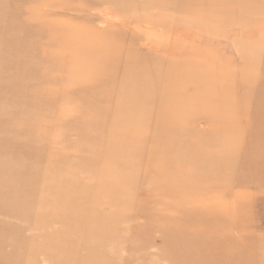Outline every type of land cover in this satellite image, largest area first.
Here are the masks:
<instances>
[{
  "label": "rangeland",
  "instance_id": "1",
  "mask_svg": "<svg viewBox=\"0 0 264 264\" xmlns=\"http://www.w3.org/2000/svg\"><path fill=\"white\" fill-rule=\"evenodd\" d=\"M161 1L0 0V264H264V0Z\"/></svg>",
  "mask_w": 264,
  "mask_h": 264
},
{
  "label": "bare ground",
  "instance_id": "2",
  "mask_svg": "<svg viewBox=\"0 0 264 264\" xmlns=\"http://www.w3.org/2000/svg\"><path fill=\"white\" fill-rule=\"evenodd\" d=\"M93 1H95V0H93ZM102 1H104V0H102ZM216 0H208L207 1V4L208 5H212L211 3H213V2H215ZM163 2L161 1V0H144V3L143 4H137V5H134V4H132V3H129V2H124L122 5H121V7H119L118 8V10L120 11V12H122V13H124V14H128V16L129 17H132V18H134V17H141L142 15H140V13H144L145 15H149L148 14V11L150 10V9H153V10H155V9H160L161 7H163ZM211 8H208V10L207 11H204L205 12V14H200V15H202L203 17H209V16H215L216 15V10H211ZM153 16L152 17H150V18H152L153 19V21H155L156 23H161V19L162 18H160L159 17V13H155L154 12V14H152ZM199 15V16H200ZM222 16H223V14H222ZM228 17V15L226 14V15H224V18L225 17ZM143 17V16H142ZM144 18H147L146 16L144 17ZM166 20H169V19H166ZM165 20V21H166ZM117 22V21H116ZM122 22V21H121ZM167 24H172L171 22H170V20H169V22L167 23ZM213 25V24H212ZM211 25V26H212ZM146 28V27H145ZM143 45H144V43H143ZM104 46H108V43H105L104 44ZM116 46H117V48H122V47H124L125 45L124 44H122L121 45V43H117L116 44ZM125 47H127V46H125ZM147 48H149V47H147ZM214 84H213V87H216V91H218L221 87H222V85H221V81L220 80H217V81H214L213 82ZM112 106V105H111ZM27 220V219H26ZM26 220H23L24 221V223L26 222ZM28 223V222H27ZM26 223V224H27ZM29 224V223H28ZM217 229V228H216ZM224 232V231H223ZM224 235H225V232H224ZM91 238H93L94 236L93 235H91L90 236ZM89 237V238H90ZM222 237H225L226 238V236H222ZM224 239V238H223ZM8 240H10L9 238L7 239V241ZM9 242V241H8ZM15 244V243H14ZM166 255H168V254H166ZM185 255V254H184ZM206 256V255H205ZM88 257L90 258V257H93V258H95V256H94V254L93 253H88ZM186 257V256H185ZM199 257H200V255H199ZM183 258V257H182ZM44 260V259H43ZM78 261H81V259H77ZM233 260V259H232ZM235 261V260H234ZM47 262H48V259H47ZM46 262V263H47ZM237 263H238V261H237ZM240 264V263H239Z\"/></svg>",
  "mask_w": 264,
  "mask_h": 264
}]
</instances>
